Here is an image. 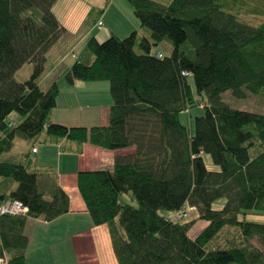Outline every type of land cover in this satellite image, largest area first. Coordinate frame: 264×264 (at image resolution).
Wrapping results in <instances>:
<instances>
[{
    "label": "trees",
    "instance_id": "trees-1",
    "mask_svg": "<svg viewBox=\"0 0 264 264\" xmlns=\"http://www.w3.org/2000/svg\"><path fill=\"white\" fill-rule=\"evenodd\" d=\"M127 1L149 38L136 31L104 41L91 37L86 48L93 61H76L63 72L70 84H110L109 123L85 127L50 121L59 87L56 81L47 89L39 85L51 48L66 33L53 12L56 0H0V203L18 200L27 210L0 215V258L28 264L27 218L52 221L70 209L57 174L35 167V147L2 159L16 138L34 141L45 134L110 150L135 148L116 157L113 170L77 176L93 223L109 228L119 264H264V223L239 218L264 214V114L234 109L221 97L226 91L238 98L264 91V21L254 26L242 19L264 15V5ZM163 42L171 51L158 57L152 49ZM26 63L33 64V72L16 80ZM190 76L200 98L188 83ZM193 106L204 112L194 118L190 133L180 117ZM12 113L21 120H7ZM205 154L218 170L208 169ZM125 193L137 204L123 200ZM220 198L225 203L215 209ZM188 205L197 217L175 220L160 213L187 211ZM198 220L208 224L192 237ZM227 227L238 235L226 239L224 247L212 245Z\"/></svg>",
    "mask_w": 264,
    "mask_h": 264
},
{
    "label": "crops",
    "instance_id": "crops-1",
    "mask_svg": "<svg viewBox=\"0 0 264 264\" xmlns=\"http://www.w3.org/2000/svg\"><path fill=\"white\" fill-rule=\"evenodd\" d=\"M53 12L65 27L66 33L51 48L47 69L39 80L43 89H47L55 81L59 87L57 104L50 112L49 119L66 126L107 125L112 105L109 82L77 80L70 84L65 80L63 72L76 61L87 64L93 61L94 56L86 48L91 37L103 41L110 35L123 38L136 31L138 37L149 38V33L140 26L133 7L127 0H56ZM100 20L101 25L98 24ZM32 66L33 64L31 68ZM7 120L15 123L21 118L12 113ZM33 147L36 148V151L32 152L35 167L51 168L57 174L60 186L69 195L70 209L52 221L27 218L24 226V233L28 237L25 252L27 263L34 264L35 255L34 253L31 256L33 243L30 228L33 224H44L46 229L52 230L53 233L60 231L53 243H49L54 246L65 238V233L70 232L76 264H119L112 248L109 228L106 224H93L79 192L77 176L79 171L101 168L113 170L115 158L132 154L135 148L110 150L89 142L55 139L45 134L30 141L24 153L32 151ZM22 154L15 153L14 157H20ZM163 215L170 217V214ZM82 223L85 225L81 226ZM207 224L205 220H198L190 230V236L195 237ZM47 248L53 257L51 247Z\"/></svg>",
    "mask_w": 264,
    "mask_h": 264
},
{
    "label": "rangeland",
    "instance_id": "rangeland-1",
    "mask_svg": "<svg viewBox=\"0 0 264 264\" xmlns=\"http://www.w3.org/2000/svg\"><path fill=\"white\" fill-rule=\"evenodd\" d=\"M162 3H168L170 0H158ZM255 1L259 5H264L263 0H253V4H255ZM242 19L246 21L250 25H259L264 21V15H247L243 16ZM105 40V39H104ZM103 40V41H104ZM171 47V44L169 42H164L163 44H159L157 46H154L152 51L155 52V50L164 51L166 53L169 52V48ZM138 51V48H136ZM32 65V64H31ZM30 63H26L21 70H19L15 78L18 81H24L28 79L33 72V66L31 68ZM188 83L190 84L193 93L196 97L200 96L197 94L195 90V85L193 78L190 76L188 78ZM222 100L226 102L230 107L234 109L239 110H245L249 112L264 114V91H261L257 94L249 93L246 98H238L231 94L230 91L224 92L222 95ZM205 100L206 97L204 96ZM204 112V109L201 106H193L188 111L181 114V121L188 127V130L190 133H193L194 131V118L196 116L202 115ZM19 117H21L18 113H16ZM30 144V141L24 140L22 138H16L14 147L9 151L3 154L2 159L7 158H14V154L18 152H25L26 146ZM204 161L206 163V166L210 170H218L219 166L216 165L211 156L209 154L204 155ZM123 200L131 202L133 204H137L136 200L132 199L131 195L129 194H123L122 196ZM225 203L224 198H220L216 200L213 203V207L215 209H220ZM188 211V217L185 220H190L196 217L197 210L194 206L188 205L187 206ZM161 214H170V217L172 219L174 213L167 210H160ZM240 220H243L244 218L248 221H254V222H261L264 223V214H256V213H248L246 217L243 215H240ZM93 222V221H92ZM94 224V223H93ZM85 224L82 223L81 226H84ZM95 225V224H94ZM107 225V224H106ZM33 226V227H32ZM31 226V234H32V249H31V256L34 255V264H76L75 257H74V247L73 243L70 239V232L65 233L64 237L62 238L61 242L57 245H51L49 243H53L52 241L57 237V233L60 231H56V233L51 232L52 230H47L46 226L44 224H33ZM64 233V231L62 232ZM238 235V231L236 228L233 227H227L225 228L219 236L213 241L212 245L224 247L226 246V241L230 239L232 236L236 237ZM227 239V240H226ZM251 242L258 248L263 249L261 242L258 240V238H253ZM51 247V253H53V257L48 253L49 249L47 247ZM54 246V247H53ZM51 257V258H50ZM54 258V259H53ZM52 259V261H51ZM4 261L7 262V256L4 257ZM32 262V261H31ZM36 262V263H35Z\"/></svg>",
    "mask_w": 264,
    "mask_h": 264
},
{
    "label": "built area",
    "instance_id": "built-area-1",
    "mask_svg": "<svg viewBox=\"0 0 264 264\" xmlns=\"http://www.w3.org/2000/svg\"><path fill=\"white\" fill-rule=\"evenodd\" d=\"M98 24L101 25L102 21H98ZM158 57L163 56L162 51H157L156 54ZM188 72H184V75H188ZM35 151V149H33ZM26 207L23 205L21 201L18 200H12L7 201L5 203H0V215L3 214H11V215H17V214H25L26 213ZM188 217L186 210H180L174 213L173 218L175 220H183ZM0 264H7L6 261H4V258H0Z\"/></svg>",
    "mask_w": 264,
    "mask_h": 264
}]
</instances>
